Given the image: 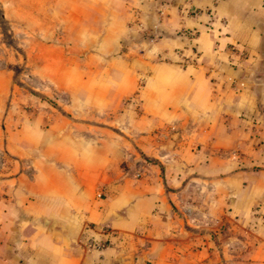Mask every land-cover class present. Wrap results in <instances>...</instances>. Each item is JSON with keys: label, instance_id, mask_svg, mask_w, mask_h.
<instances>
[{"label": "crops", "instance_id": "1", "mask_svg": "<svg viewBox=\"0 0 264 264\" xmlns=\"http://www.w3.org/2000/svg\"><path fill=\"white\" fill-rule=\"evenodd\" d=\"M159 21L165 43L100 68L46 46L58 109L3 111L0 81V264H264V0H167ZM182 30L193 62L154 61Z\"/></svg>", "mask_w": 264, "mask_h": 264}, {"label": "rangeland", "instance_id": "2", "mask_svg": "<svg viewBox=\"0 0 264 264\" xmlns=\"http://www.w3.org/2000/svg\"><path fill=\"white\" fill-rule=\"evenodd\" d=\"M132 1L0 0V81L5 85L3 111L7 110L10 102L14 103L13 94L20 106L24 105L22 97L26 94L32 101L47 108L60 107L62 101L58 96L41 88L47 85L57 91L53 89L54 81L50 82V79L39 75V71L46 74L49 69V64L45 63L49 53L44 50L48 45L61 50L58 53L60 59L70 60L74 56L75 61L83 67L92 68L95 64L96 68H100L109 58L121 56L126 42L139 44V54L146 48L165 43V38L170 34L160 31L158 25L167 0H155V13L140 11L132 5ZM178 13L186 16L188 11L182 6ZM110 26L113 29L123 27L129 32V40L121 39L114 51L105 54L99 49L98 33ZM177 34L184 44L176 46L173 55L160 50L154 61L179 66L193 62V31L182 30ZM144 81L145 76L139 75L136 86L140 87ZM57 85L62 86L60 83ZM134 102L132 95H129L124 104L137 111L138 105Z\"/></svg>", "mask_w": 264, "mask_h": 264}]
</instances>
